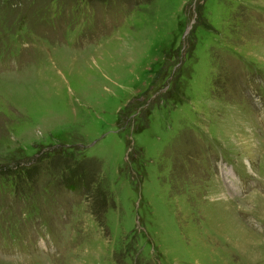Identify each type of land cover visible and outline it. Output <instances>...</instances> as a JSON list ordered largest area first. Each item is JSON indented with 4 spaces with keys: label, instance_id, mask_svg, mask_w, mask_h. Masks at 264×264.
Masks as SVG:
<instances>
[{
    "label": "rangeland",
    "instance_id": "1",
    "mask_svg": "<svg viewBox=\"0 0 264 264\" xmlns=\"http://www.w3.org/2000/svg\"><path fill=\"white\" fill-rule=\"evenodd\" d=\"M0 264H264V0H0Z\"/></svg>",
    "mask_w": 264,
    "mask_h": 264
}]
</instances>
